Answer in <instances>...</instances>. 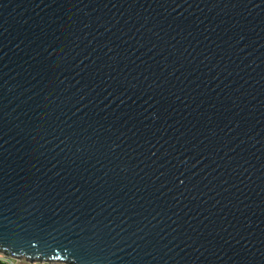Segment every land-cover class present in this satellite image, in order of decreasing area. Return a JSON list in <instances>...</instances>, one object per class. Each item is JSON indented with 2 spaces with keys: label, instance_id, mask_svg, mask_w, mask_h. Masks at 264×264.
Wrapping results in <instances>:
<instances>
[{
  "label": "water",
  "instance_id": "1",
  "mask_svg": "<svg viewBox=\"0 0 264 264\" xmlns=\"http://www.w3.org/2000/svg\"><path fill=\"white\" fill-rule=\"evenodd\" d=\"M0 256L264 264V0H0Z\"/></svg>",
  "mask_w": 264,
  "mask_h": 264
},
{
  "label": "trees",
  "instance_id": "2",
  "mask_svg": "<svg viewBox=\"0 0 264 264\" xmlns=\"http://www.w3.org/2000/svg\"><path fill=\"white\" fill-rule=\"evenodd\" d=\"M0 264H12V263H10V261L4 260L2 257H0ZM15 264H24V263L23 262H20V263L16 262Z\"/></svg>",
  "mask_w": 264,
  "mask_h": 264
},
{
  "label": "built area",
  "instance_id": "3",
  "mask_svg": "<svg viewBox=\"0 0 264 264\" xmlns=\"http://www.w3.org/2000/svg\"><path fill=\"white\" fill-rule=\"evenodd\" d=\"M1 257V256H0ZM3 258V257H2ZM4 260H7V261H10V263H12V264H15L16 262L15 261H11V260H8V259H5V258H3ZM15 262V263H14ZM17 263H20V262H17ZM25 264V263H24Z\"/></svg>",
  "mask_w": 264,
  "mask_h": 264
}]
</instances>
